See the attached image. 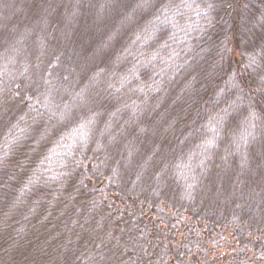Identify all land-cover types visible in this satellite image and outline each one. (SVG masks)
<instances>
[{
    "label": "trees",
    "instance_id": "obj_1",
    "mask_svg": "<svg viewBox=\"0 0 264 264\" xmlns=\"http://www.w3.org/2000/svg\"><path fill=\"white\" fill-rule=\"evenodd\" d=\"M0 264H264V0H0Z\"/></svg>",
    "mask_w": 264,
    "mask_h": 264
}]
</instances>
